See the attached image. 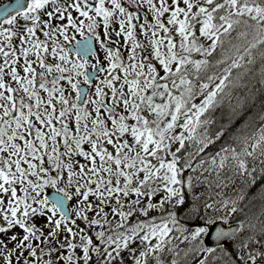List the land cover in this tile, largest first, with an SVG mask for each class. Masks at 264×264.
<instances>
[{"label":"snow or ice","instance_id":"6c2138e0","mask_svg":"<svg viewBox=\"0 0 264 264\" xmlns=\"http://www.w3.org/2000/svg\"><path fill=\"white\" fill-rule=\"evenodd\" d=\"M0 264H264V0L0 3Z\"/></svg>","mask_w":264,"mask_h":264},{"label":"water","instance_id":"95a60500","mask_svg":"<svg viewBox=\"0 0 264 264\" xmlns=\"http://www.w3.org/2000/svg\"><path fill=\"white\" fill-rule=\"evenodd\" d=\"M5 2V0L3 1V2H1V3H4ZM52 190L51 189H48V192L50 193Z\"/></svg>","mask_w":264,"mask_h":264},{"label":"rangeland","instance_id":"374dc122","mask_svg":"<svg viewBox=\"0 0 264 264\" xmlns=\"http://www.w3.org/2000/svg\"><path fill=\"white\" fill-rule=\"evenodd\" d=\"M3 1V0H0V2Z\"/></svg>","mask_w":264,"mask_h":264}]
</instances>
